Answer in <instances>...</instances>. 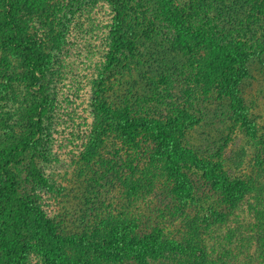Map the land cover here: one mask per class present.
I'll use <instances>...</instances> for the list:
<instances>
[{"label":"trees","instance_id":"16d2710c","mask_svg":"<svg viewBox=\"0 0 264 264\" xmlns=\"http://www.w3.org/2000/svg\"><path fill=\"white\" fill-rule=\"evenodd\" d=\"M42 1L50 7V16L61 15L59 24L64 25L87 5L86 0ZM100 1L111 8L113 16L102 71L93 85V121L83 152L90 165L82 169V175L91 173L89 181H95L93 176L105 167L106 154L114 162L112 172L118 174L120 190L133 203L154 197L167 209L173 196L178 210L207 204L210 193L200 197L198 191L209 185L218 192V203L208 209L211 218L225 224L231 217L241 218L237 212L242 203L249 202L254 191L263 192L264 184L234 178L221 166L215 171L209 145L201 149L191 141L193 121L188 104L197 97L203 105L205 94L227 95L233 99V112L253 132L241 86L249 75V64L264 57V0ZM29 2L33 0H0V98L18 101L16 111L0 121V264H27L34 251L45 264H194L188 261L197 256L193 245L188 247L174 236L164 238L160 228L143 232L131 214L121 213L114 222L100 215L98 223L90 221L93 227L70 236L63 220L57 222L51 216L41 193L53 192L54 184L40 164L47 163L52 147L46 124L52 60L45 49V33L46 41L29 33L33 6ZM140 26L142 32L151 30L160 36L142 43L144 50L151 46L165 62L169 49L178 60L171 73L172 80L184 85L183 104L179 113L175 110L178 115H172L168 106L153 110L149 101L155 93L149 87L146 96L134 87L106 92L110 75L134 57L131 50L139 47L133 40L137 42L134 37ZM170 71L162 67L159 77H149L157 80L156 90L159 82L166 86ZM138 97L146 103L141 106ZM257 154L258 158L264 155L262 139ZM161 178L167 179L166 186ZM256 197L261 199L254 213L256 221L252 224L246 219L244 224L264 247V193ZM243 244H250L246 236ZM203 260L199 264H206Z\"/></svg>","mask_w":264,"mask_h":264},{"label":"rangeland","instance_id":"374dc122","mask_svg":"<svg viewBox=\"0 0 264 264\" xmlns=\"http://www.w3.org/2000/svg\"><path fill=\"white\" fill-rule=\"evenodd\" d=\"M85 3L87 5L81 8V13L72 17L73 21L65 22V25L59 24L60 14L49 15L51 11L46 1L33 0L28 3L33 5L29 33H37L46 41L42 34L45 33L48 38L45 49L52 60L49 76L51 107L46 123L52 147L47 163L40 164L44 175L54 184L53 192L41 193L44 202L49 205L51 216L57 222L63 220L70 236L80 234L86 227H93L90 221L98 223L100 215L114 222L121 213L131 214L140 223L141 231L150 232L160 228L164 238L166 235L174 236L176 240L187 243L188 247L193 245L197 256L189 257L188 261L194 264L201 263L203 259L206 264H263L264 247L261 243L257 244L256 234L249 231L244 221L247 219L255 223L254 213L259 209L258 203L261 201L256 194L264 191H254L250 201L242 203L243 206L237 212L241 213V218L231 217L225 224L218 222L219 218H211L209 214L208 209L214 206L218 193L209 185L203 186V191H198L200 197L207 192L213 197H209L207 204H194L178 210L179 204L173 196H170L172 201L167 209L165 203L162 204L160 199L154 200V197L152 201L139 198L133 203L126 192L120 190L116 171L113 175L114 162L106 154L103 158L105 167L101 166L99 174L93 176L95 181H89L91 173L82 175V169L90 165L83 152L88 145L93 121L90 107L94 96L93 85L102 71L113 16L111 8L100 0H86ZM234 8L239 10V7ZM232 21L235 23L237 20ZM142 28L140 26L134 37L137 42L133 40V45L138 44L139 47L129 45L132 46L131 54L134 57H130L129 62L124 60L116 72L110 75L105 85L106 92L110 94L118 88L126 90L134 87V90L142 91L141 94L146 96L149 87L152 94L155 93L148 100L152 104L151 108L154 110L168 106L169 112L176 115L175 110L180 109L184 100L180 96L184 85L171 77L178 60L169 49L166 50L170 54L165 57V62L155 56L151 46L144 50L142 43H151V39L160 36L156 37L151 30L144 33ZM162 67H169L172 71L169 72L170 76H166V86L159 82V90H156L153 84L157 80L153 81L149 77H159ZM249 69L248 77L242 82L241 98L249 108L248 118L253 121V132L249 133L240 117L233 112L232 98L222 93H212L205 94V100L200 96L203 105L197 102V97L188 104L192 113L190 120L193 121L189 135L196 147L204 149L206 144L209 145L211 164L215 171L221 166L234 178L264 184V155L258 158L257 154L259 141L264 140V57L253 60ZM149 82L153 83L147 85ZM144 87L147 88L144 90ZM166 88L170 91L164 92ZM140 102L141 106L146 103ZM17 107L18 101L12 97L7 100L0 98V121L14 113ZM161 180L166 186L167 179ZM164 193L167 194L163 191L162 195ZM90 214L92 220L88 218ZM244 236L249 239V246L243 244ZM27 264L45 263L40 254L34 251Z\"/></svg>","mask_w":264,"mask_h":264}]
</instances>
